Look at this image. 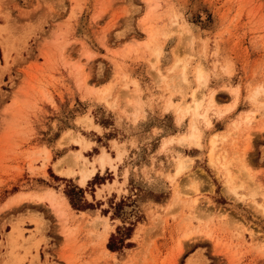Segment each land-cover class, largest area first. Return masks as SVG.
Instances as JSON below:
<instances>
[{
    "label": "rangeland",
    "instance_id": "obj_1",
    "mask_svg": "<svg viewBox=\"0 0 264 264\" xmlns=\"http://www.w3.org/2000/svg\"><path fill=\"white\" fill-rule=\"evenodd\" d=\"M194 93L215 96L202 147L180 141ZM93 164L110 169L80 187ZM5 247V264H264V0H0Z\"/></svg>",
    "mask_w": 264,
    "mask_h": 264
},
{
    "label": "bare ground",
    "instance_id": "obj_2",
    "mask_svg": "<svg viewBox=\"0 0 264 264\" xmlns=\"http://www.w3.org/2000/svg\"><path fill=\"white\" fill-rule=\"evenodd\" d=\"M151 30V29H150ZM152 32V30H151ZM151 35L153 36V34L151 33ZM79 71V70H77ZM77 73V72H76ZM204 72L199 69L198 71V79L200 80V84H204L206 83L207 81V77L204 76L203 74ZM82 75V74H81ZM207 84V83H206ZM200 88V87H199ZM198 88V89H199ZM200 90V89H199ZM238 91V89L236 90V92ZM202 94V93H201ZM203 96V95H202ZM200 97V98H199ZM199 97H197L196 93L193 94V97H192V101L189 103V104H185L186 107L183 109V112L184 114H191L192 115V118L194 119V121L192 122V125H191V128H190V131L188 134H185V135H182L180 136V141L181 142H193L194 144L202 147V143H201V138H202V132H201V129L199 128L198 126V119H203L202 121L205 122V125L206 126H210L212 121L209 117V111L211 109V107L213 106L214 102H215V96L214 94H212L209 98V100L207 101L206 105L209 103L208 106H204V104L202 103L203 102V97H201L199 95ZM213 108V107H212ZM227 110V109H226ZM224 113V112H223ZM185 117V116H184ZM214 141H212V144L214 145ZM211 156V160L213 159L212 157V153H210ZM100 160L102 161V165L104 164V158H105V153H103L100 157ZM87 159V158H86ZM185 160H187L186 157H184V155H179V162H178V170L177 172H180L181 169H183L185 163L186 162ZM212 162V161H211ZM62 165V163L57 167V170L58 171H62V169H60V166ZM95 166L93 164V169L92 170H88L86 168H82L81 169V172H82V179L81 181H85L91 174L93 171H95ZM70 170H68L69 172ZM19 197V196H18ZM44 198H47L51 203H55V202H58L60 205H62L61 202L57 201V196H56V193H54L52 190H48L46 191L42 196H41V199H44ZM63 201V204H64V199H62Z\"/></svg>",
    "mask_w": 264,
    "mask_h": 264
},
{
    "label": "crops",
    "instance_id": "obj_3",
    "mask_svg": "<svg viewBox=\"0 0 264 264\" xmlns=\"http://www.w3.org/2000/svg\"><path fill=\"white\" fill-rule=\"evenodd\" d=\"M82 92V91H81ZM127 102V101H126ZM127 104H128V102H127ZM126 104V105H127ZM52 158V157H51ZM111 158V157H110ZM105 161H107V158H105ZM106 163H108V162H105V164ZM119 164H120V162L119 163H117L116 164V170H118L119 169ZM96 167V166H95ZM88 169H91V166L90 167H88ZM106 169H110L109 168V166H105L104 167V171L106 170ZM103 170H101L99 167H97L96 168V170H95V172L94 173H101ZM93 173V174H94ZM91 175L89 178H91L92 176L94 177L96 174H94V175ZM57 175H59V174H57ZM61 176V175H60ZM64 177H68V176H64ZM69 177H71V176H69ZM92 177V178H93ZM89 178H87L86 179V181L85 182H83V183H81V184H84V185H80L79 183H78V180H77V183H78V185L80 186V187H84L87 183H88V181H89ZM91 178V179H92ZM80 181H81V175H80ZM117 181L119 182V180L117 179ZM107 183L108 184H110L111 182L110 181H107ZM101 186H105V183H102L101 184ZM97 189H100V187H97ZM94 194H96V191L94 192ZM102 194H104L105 196H106V190L105 189H103L102 190V193H101V196L99 197V198H97L96 196H95V198L96 199H103V197H102ZM65 197V196H64ZM92 200H93V198H92ZM45 205H47V207L48 206H50L47 202H45ZM64 210L66 211V212H68V213H71V211H73V217H75V220L78 222L79 220H80V218H83L85 215H89V214H91V216H93L92 218H95L96 217V213H95V209H86V210H75V209H72L71 207H70V205L66 202V198H65V200H64ZM98 215H100V214H98ZM109 234H110V231L108 232V234H107V237H106V240H105V247H106V242H107V240H108V236H109ZM58 239H59V241L61 242L62 241V237H57ZM6 252H8V249H7V247H5V248H2L1 250H0V264H5L7 261H8V257H9V254H7ZM40 252V251H39ZM110 253H112V254H116V252H114V251H112V252H110ZM39 257H40V259L42 258V256H41V254H39Z\"/></svg>",
    "mask_w": 264,
    "mask_h": 264
},
{
    "label": "trees",
    "instance_id": "obj_4",
    "mask_svg": "<svg viewBox=\"0 0 264 264\" xmlns=\"http://www.w3.org/2000/svg\"><path fill=\"white\" fill-rule=\"evenodd\" d=\"M67 196L69 198V202H70L71 206L73 208H76V205H75L74 201L72 200V197L68 193H67ZM108 247L111 248L110 244L108 245Z\"/></svg>",
    "mask_w": 264,
    "mask_h": 264
}]
</instances>
